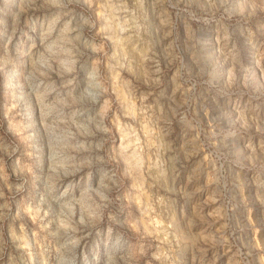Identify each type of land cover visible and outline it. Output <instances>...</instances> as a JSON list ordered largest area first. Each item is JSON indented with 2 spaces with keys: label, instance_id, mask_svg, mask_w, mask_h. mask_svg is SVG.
<instances>
[{
  "label": "rangeland",
  "instance_id": "obj_1",
  "mask_svg": "<svg viewBox=\"0 0 264 264\" xmlns=\"http://www.w3.org/2000/svg\"><path fill=\"white\" fill-rule=\"evenodd\" d=\"M0 264H264V0H0Z\"/></svg>",
  "mask_w": 264,
  "mask_h": 264
}]
</instances>
